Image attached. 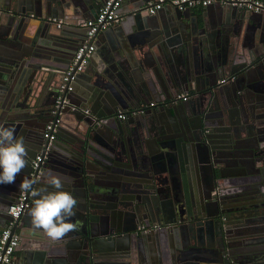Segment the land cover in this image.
I'll return each mask as SVG.
<instances>
[{"label": "water", "instance_id": "water-1", "mask_svg": "<svg viewBox=\"0 0 264 264\" xmlns=\"http://www.w3.org/2000/svg\"><path fill=\"white\" fill-rule=\"evenodd\" d=\"M148 1L118 9L144 32L137 53L118 58L112 41L95 40L73 90L60 92L86 37L80 24L96 17L101 0H0V123L38 144L27 148L15 182L0 184V230L22 179L54 191L51 170L77 199L72 220L80 227L50 239L32 226L38 197L27 192L11 231L15 251L34 264H154L158 237L180 264H264V14L220 3L148 14ZM31 83L49 96L46 107L28 102ZM187 90V101H173ZM133 109L142 112L117 116ZM54 116L60 122L48 142L42 132ZM170 232L174 245L164 237ZM27 258L22 264H32Z\"/></svg>", "mask_w": 264, "mask_h": 264}, {"label": "built area", "instance_id": "built-area-1", "mask_svg": "<svg viewBox=\"0 0 264 264\" xmlns=\"http://www.w3.org/2000/svg\"><path fill=\"white\" fill-rule=\"evenodd\" d=\"M122 1L123 0H101L96 17L86 19L80 24L81 27L86 29V37L84 41L78 45L70 64L63 72L60 92L73 90V83L76 79V75L86 67L94 51L96 33L100 29H105L111 24L118 23L121 20L122 15L118 13V9L122 5ZM212 3L233 6L246 12L264 14V0H149L141 6V9L145 10L148 14H155L158 10L167 5L183 10L186 8H203ZM49 20L56 22L57 26L64 23L62 19L49 18ZM225 81L226 78L220 80V82ZM189 98V93L182 92L178 93L173 98V101H187ZM149 105H154V102H150ZM140 111L142 112L141 109H133L129 112L119 111L117 116L123 119L128 113L136 114ZM84 112L88 113L89 110L84 109ZM59 122L58 116H54L45 124L42 136L48 142H52L56 138V126ZM41 160L42 155H36L31 162L32 167L36 168ZM28 203V194L22 191L17 200L9 205L8 214L10 219L8 220V225L0 230V264H14L13 255L15 247L19 242V236L17 232L11 231V227L14 220L28 206ZM153 227L157 226L154 225ZM140 228L141 227H139V229Z\"/></svg>", "mask_w": 264, "mask_h": 264}, {"label": "clouds", "instance_id": "clouds-1", "mask_svg": "<svg viewBox=\"0 0 264 264\" xmlns=\"http://www.w3.org/2000/svg\"><path fill=\"white\" fill-rule=\"evenodd\" d=\"M28 154L25 140L15 135V129L0 123V184H12L17 175L27 166ZM35 181L24 177L19 185L25 192L31 191L35 199L30 215L32 226L43 230L52 240L65 237L69 232L76 231L80 222H73L77 199L69 191L64 190L62 177L51 170L47 173L46 183L54 191H36Z\"/></svg>", "mask_w": 264, "mask_h": 264}, {"label": "crops", "instance_id": "crops-1", "mask_svg": "<svg viewBox=\"0 0 264 264\" xmlns=\"http://www.w3.org/2000/svg\"><path fill=\"white\" fill-rule=\"evenodd\" d=\"M96 1V0H94ZM132 2H130V0H124L122 5H121V9L120 11L123 13L126 10H129V7L131 6ZM223 5V4H222ZM226 7H229V5H224ZM218 7V5H217ZM195 12L197 11L198 13L202 12V8H194ZM93 10H95V7L93 8ZM213 9H210V11L212 12ZM236 10L238 12H245V15H249V12H246L244 10H240L237 9ZM128 13V12H127ZM165 13H162L161 16L163 17ZM124 15V14H123ZM122 15L121 20L118 23H113L111 24L108 28H110V30H108V33L103 31L98 37H95V40L102 43L105 42H109L112 41L113 44L115 45V50L113 51L115 53V55L118 56V58L123 57L125 59H127L128 57H131L133 55H135L137 53L136 48L141 45V41L144 39V32L139 29L136 28V24L134 22H126L124 21V17ZM49 19V17H47ZM55 18V17H53ZM57 19H62V18H57ZM237 18H235L236 20ZM63 20V19H62ZM239 20V19H238ZM121 21L124 23L121 25ZM107 29V28H105ZM104 29V30H105ZM226 78L227 77H223ZM222 79V78H221ZM32 86V93H33V98L30 97L28 99V102H33L34 98L36 99V103L38 101L39 103V107H46L48 104L47 99H49V96L47 98V93H44L41 96H38L39 93V87L38 85H36L35 83H31ZM182 92H187V93H191L190 91H179V93ZM39 109V108H38ZM123 111V110H122ZM73 121L71 120V118L69 116L65 117V120L62 121L61 126L63 128H65V130L67 128H70V126H72ZM67 131V130H66ZM55 140V139H54ZM25 143H27V148L28 149H34L35 147H37L38 144L33 143L31 140H25ZM164 237H166L167 239V243L173 242L174 245V241H175V234L173 232L167 233ZM165 244V241L163 239V237H158V240H156V246L159 249H152V252H150L149 255H151V259L150 260H155L154 264H180L179 262H177V258L178 257V253H176V249H163V246ZM29 254V253H28ZM26 253V251H14V255H13V259H15L16 261H18V264H22V263H26V259H28L27 257H29V262L32 261V264H34V260H31V256L28 255ZM19 256V259H18ZM36 263V262H35ZM38 264V263H37Z\"/></svg>", "mask_w": 264, "mask_h": 264}, {"label": "flooded vegetation", "instance_id": "flooded-vegetation-1", "mask_svg": "<svg viewBox=\"0 0 264 264\" xmlns=\"http://www.w3.org/2000/svg\"><path fill=\"white\" fill-rule=\"evenodd\" d=\"M133 218V217H132ZM133 220H134V222L137 224V227H138V230H139V227H141L140 228V230L142 229V230H144L145 229V227H144V225H141V219L139 218V217H135V218H133ZM154 226V225H153ZM152 226V227H153ZM157 227H158V225H156Z\"/></svg>", "mask_w": 264, "mask_h": 264}]
</instances>
